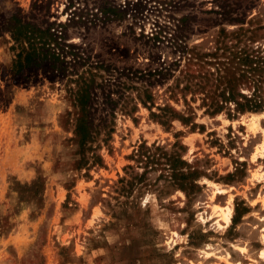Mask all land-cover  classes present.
Wrapping results in <instances>:
<instances>
[{
    "label": "rangeland",
    "instance_id": "1",
    "mask_svg": "<svg viewBox=\"0 0 264 264\" xmlns=\"http://www.w3.org/2000/svg\"><path fill=\"white\" fill-rule=\"evenodd\" d=\"M102 2L120 11L104 18ZM84 7L98 14L91 22L78 19ZM16 9L35 11L38 22L66 21L67 42L140 88L118 70L179 59L177 74L187 61L178 44L207 52L237 35L264 47V0H0V264H264V115L257 125L247 111L210 115L197 94L189 103L199 125L174 119L167 128L129 89L125 100L137 108H115L102 165L73 170L67 78L10 79L14 52L3 26ZM172 81L149 86L154 104L186 114L180 97L168 98ZM177 139L200 172L186 192L131 158L142 141L170 150Z\"/></svg>",
    "mask_w": 264,
    "mask_h": 264
},
{
    "label": "trees",
    "instance_id": "2",
    "mask_svg": "<svg viewBox=\"0 0 264 264\" xmlns=\"http://www.w3.org/2000/svg\"><path fill=\"white\" fill-rule=\"evenodd\" d=\"M84 8L79 10L78 19L83 18L85 23L91 22L92 17L95 18L98 14L90 12L88 7ZM96 9L104 18L111 12L120 11L105 2ZM33 12L35 13L32 11L26 15L16 9L3 26L10 34V49L14 52L9 69L10 79H31L39 73L48 74L52 78H67L73 106V109L66 113L72 120L73 170H88L92 166L102 165L103 159L98 150L102 145H108L114 132L115 108L119 104L126 113L137 108L136 104L130 105L125 100L130 98L126 94L129 89L137 90L139 102L149 108L151 116L167 128L174 119L192 127L199 125L193 122L195 112L189 103L196 99L197 94L200 95V106L210 115L218 114L224 109L228 110V115H231L232 111L241 114L245 111L264 109V47L242 42L240 36H233L234 41L221 42L214 50L207 52H199L193 47L178 44L179 52L187 61L185 68L177 70V74L174 67L179 66V59L154 67L148 65L145 69L129 67L125 74L118 70L120 75L123 74L130 80H142L144 84L141 83L140 88L132 82L120 81L118 76L111 73L114 72L113 69H109L103 62L90 61V54L84 49L67 42L64 28L67 26L66 21L38 22ZM164 29L165 27H159L152 38L158 41ZM247 39L251 40L249 37ZM101 69L108 72L107 77L100 72ZM168 78H173L166 86L168 98L178 101L180 97L187 106L188 113L176 110L168 102L163 105L154 104V95L149 86ZM243 88L250 92H244ZM100 102L102 108H99ZM152 106H155L158 112L151 111ZM185 149L178 139L170 150L155 142L147 145L142 141L131 158L144 164L143 173L147 172V169H159V177L186 192L188 188L196 186L195 180L200 172L184 159ZM138 177L141 178L142 174ZM130 184L132 186L133 182ZM234 219L235 216L232 217V223Z\"/></svg>",
    "mask_w": 264,
    "mask_h": 264
},
{
    "label": "bare ground",
    "instance_id": "3",
    "mask_svg": "<svg viewBox=\"0 0 264 264\" xmlns=\"http://www.w3.org/2000/svg\"><path fill=\"white\" fill-rule=\"evenodd\" d=\"M247 113L256 116V117H252L251 118L253 125H257V121H259L258 120V117L264 115V111H257V112L247 111ZM262 153L264 155V146H263V152ZM221 192L222 191H220V190L218 191V193H221ZM221 209H223V208H221ZM232 212H233V210L231 208H229V209L227 208V211L226 210L225 211H222L221 217L223 219V223H225V224H228L229 223L230 218H231V215H232Z\"/></svg>",
    "mask_w": 264,
    "mask_h": 264
}]
</instances>
